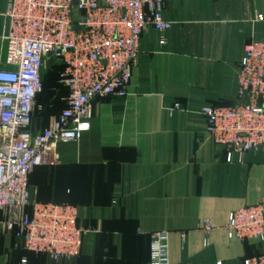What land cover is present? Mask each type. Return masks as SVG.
I'll return each mask as SVG.
<instances>
[{"label":"crops","instance_id":"0c3cea01","mask_svg":"<svg viewBox=\"0 0 264 264\" xmlns=\"http://www.w3.org/2000/svg\"><path fill=\"white\" fill-rule=\"evenodd\" d=\"M7 3L0 70L16 68L7 60ZM163 17L168 30L143 31L128 94L95 99L90 129L30 172L33 200L78 208L81 252L56 260L0 233V264H149L156 231L168 233L169 264H242L264 252V240L230 238L225 228L232 210L264 198V153L228 162L202 115L206 105L237 101L245 45L264 39V0H164ZM61 69L46 60L34 134L67 105ZM176 101L183 107L171 113ZM205 219L216 228L205 231Z\"/></svg>","mask_w":264,"mask_h":264},{"label":"built area","instance_id":"2783aa9c","mask_svg":"<svg viewBox=\"0 0 264 264\" xmlns=\"http://www.w3.org/2000/svg\"><path fill=\"white\" fill-rule=\"evenodd\" d=\"M163 8L164 0H8L7 60L16 68L0 70V233L13 232L27 250L56 260L81 252L85 230L78 208L33 200L30 172L56 162L59 143L79 141L90 129L95 99L128 94L143 31L171 27ZM47 59L62 65L67 105L34 134ZM182 107L176 101L168 110ZM202 115L212 139L226 147L228 162L246 152L264 153V39L245 45L237 101L206 105ZM203 228L216 225L205 219ZM225 228L230 238L264 240V198L232 210ZM149 264H169L166 231L152 233ZM242 264H264V252Z\"/></svg>","mask_w":264,"mask_h":264}]
</instances>
